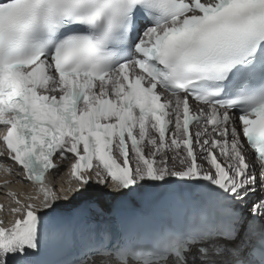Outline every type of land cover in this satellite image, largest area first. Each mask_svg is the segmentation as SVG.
<instances>
[{"label": "snow or ice", "instance_id": "1", "mask_svg": "<svg viewBox=\"0 0 264 264\" xmlns=\"http://www.w3.org/2000/svg\"><path fill=\"white\" fill-rule=\"evenodd\" d=\"M0 173L32 189L0 184V264H48L92 192L172 185L182 223L66 264H264V0H0Z\"/></svg>", "mask_w": 264, "mask_h": 264}, {"label": "bare ground", "instance_id": "2", "mask_svg": "<svg viewBox=\"0 0 264 264\" xmlns=\"http://www.w3.org/2000/svg\"><path fill=\"white\" fill-rule=\"evenodd\" d=\"M65 166L61 167L58 173L52 172V174L49 177V179L53 183L57 184V186L60 185L62 180L65 182L67 181V177L65 175ZM4 179L13 180V183L10 184L9 187L15 191H18V192L22 191L24 193H29L32 191L31 187L27 183H16L13 177H8L5 174L0 173V184H2V181ZM65 186H66V183H65ZM4 191L6 190L0 187V203L6 204L7 201L5 200V197L3 195ZM140 192L134 195L135 202L137 204H139L141 201L148 202L149 200L147 198H141ZM88 199L95 205L94 207L91 206V210H92L91 214H92V217H94V220L107 217L110 215V212H111L110 205L113 200L111 197L104 196L103 194L98 193V192H92L89 194ZM76 202L77 200L73 201L72 204L74 205ZM72 204H70V206H73ZM0 218H4L5 221L8 219L6 213L4 212H0Z\"/></svg>", "mask_w": 264, "mask_h": 264}, {"label": "water", "instance_id": "3", "mask_svg": "<svg viewBox=\"0 0 264 264\" xmlns=\"http://www.w3.org/2000/svg\"><path fill=\"white\" fill-rule=\"evenodd\" d=\"M80 203H82V202L80 200H77V202L74 205L80 204ZM123 204L129 205L131 207H135L137 205V203L134 200V196L130 195V196L122 197L120 199H113L110 206H120ZM68 206H70V205H68Z\"/></svg>", "mask_w": 264, "mask_h": 264}]
</instances>
